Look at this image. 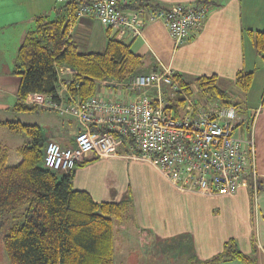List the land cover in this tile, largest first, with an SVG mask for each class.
<instances>
[{
    "label": "crops",
    "instance_id": "crops-1",
    "mask_svg": "<svg viewBox=\"0 0 264 264\" xmlns=\"http://www.w3.org/2000/svg\"><path fill=\"white\" fill-rule=\"evenodd\" d=\"M151 1L160 5L197 2ZM59 5L57 0H0V120H23L26 112L12 111L19 85V77L12 73L16 51L22 35L34 27V18H53ZM208 6L200 30L187 41L176 43L164 24L145 19L140 35L130 40L131 49L142 56L144 73L166 66L188 78L216 75L227 88L234 87L232 80L238 70L253 71L252 85L245 94L247 101L238 97L237 100L245 108V116L259 108L254 164L258 179L264 181V99L257 104L248 102L254 96L252 89H258L261 96L264 92V60L247 34V30L264 31V0H209ZM96 25L102 39L99 46L103 48L106 30L97 20H78L72 33L78 39L87 37ZM73 122L61 118L62 125L74 126ZM50 127L55 129V124ZM239 130L242 136L243 130L247 134L246 123ZM50 136L63 145L71 143L55 131ZM18 146L14 145V152ZM95 156L90 154L88 158ZM72 186L86 191L95 202L118 201L130 191V217L126 224H117L123 232L117 253L122 259L120 264L130 252L132 241L152 256L146 264H164V260L165 264H190L192 260H206L219 253L229 239L235 241L240 252L252 256V264H264V191L252 194L249 185L239 187L233 194L181 190L159 167L125 147L76 167ZM175 256L178 261L172 262ZM115 258L114 252V262ZM219 264L247 263L235 259Z\"/></svg>",
    "mask_w": 264,
    "mask_h": 264
},
{
    "label": "trees",
    "instance_id": "trees-1",
    "mask_svg": "<svg viewBox=\"0 0 264 264\" xmlns=\"http://www.w3.org/2000/svg\"><path fill=\"white\" fill-rule=\"evenodd\" d=\"M59 3L53 18L36 16L34 27L21 37L12 68V73L19 77L17 101L12 107L15 113L47 111L23 101L31 93L56 95L57 66L75 71L71 76L67 74L73 79L67 89L82 100L95 94L98 80L124 82L132 75L144 73L143 58L134 53L131 42L110 37L108 29L103 51H81L72 33L78 21L74 13L80 3ZM126 7L163 6L151 0H129ZM247 34L264 60V31L247 30ZM172 77L199 103L229 104L233 100L216 75L188 78L173 72ZM252 82L253 71L246 70H238L232 80L233 86L243 92L250 89ZM172 102L178 115L184 99L177 93ZM0 126L25 136L16 149L15 164L8 163L9 153L0 144V239L9 264H115L114 225L130 217V191L118 201L95 202L86 191L74 189L72 179L76 167L98 156L86 157L73 170L62 173L43 164L45 146L55 139L45 134L41 126L18 119L0 120ZM250 188L252 194L264 191V181L257 179L256 188ZM235 259L247 264L253 261L229 239L219 253L206 260H192L190 264H219Z\"/></svg>",
    "mask_w": 264,
    "mask_h": 264
},
{
    "label": "built area",
    "instance_id": "built-area-1",
    "mask_svg": "<svg viewBox=\"0 0 264 264\" xmlns=\"http://www.w3.org/2000/svg\"><path fill=\"white\" fill-rule=\"evenodd\" d=\"M79 2L77 20H97L109 36L125 42L140 35L145 19L159 21L181 44L198 32L209 10L206 4H170L157 8L129 9L121 0H57ZM57 73L56 95L31 93L24 104L55 111L76 122L71 143L50 140L45 146V167L68 173L90 154L105 157L119 147L141 156L159 167L181 190L204 194H233L243 185L256 188L255 147L252 127L259 108L247 116L238 101L229 104H201L188 96L173 79L172 69L155 67L126 81H97L95 94L86 100L70 93L67 85L75 72L61 65ZM162 86L171 91H162ZM183 99L178 115L172 99ZM246 123L248 137L240 126Z\"/></svg>",
    "mask_w": 264,
    "mask_h": 264
},
{
    "label": "rangeland",
    "instance_id": "rangeland-1",
    "mask_svg": "<svg viewBox=\"0 0 264 264\" xmlns=\"http://www.w3.org/2000/svg\"><path fill=\"white\" fill-rule=\"evenodd\" d=\"M100 40H102L100 37V27L96 25L95 27H93V29L89 33V36L81 37L77 41L79 43V49L81 51H103L102 49L104 47L101 48L99 46ZM139 73H142V72H139ZM168 90L171 91V89L169 87L162 86L163 92H168ZM228 91H229L231 98L234 99V97H235V99H234L235 101L237 100V97L241 101L242 100L247 101V99L245 97L246 92L240 91V90L236 89L235 87L228 88ZM251 92H252V94H254V96H252V97H250V99H248L249 103L257 104V103H260L264 99V92L262 93V96L260 95V92H258V89H252ZM193 97H194V95H193ZM201 104H203L202 101H201ZM23 114H24L22 116L23 120H21L22 122L38 124L39 126H41V128L43 129L45 134L51 135V132L55 131L56 133H60V135L63 139L71 142L73 133L76 129L75 125H77L75 121L73 122L74 126L73 125L72 126L62 125V123H61L62 117L60 115H58L55 111L39 110L36 112H26ZM259 114H260V111H259L256 119L254 120V124L252 127L254 145H255V139H256L255 127H256V122H258ZM52 124H55V129L50 127ZM243 137H248V133L246 134V132H244V130H243ZM23 140H25L24 135L16 134L12 131H9L7 128L0 126V144L2 146H4L9 153V160H8L9 164L14 163L15 158H17V154H16V152H14V149H15L14 145L15 144L21 145L23 143L21 141H23ZM127 222L128 221H125L124 224H126ZM117 224H119V223L116 222L114 225V252H115V257H116L115 258V264H120L122 259L119 260L120 256L118 257L117 253H118V250L120 248V244H121L120 239H121V236L123 235V232L121 230H118ZM7 227L8 226H5V230L7 229ZM147 252H148V250L146 249V253H144L142 250H140V248L137 247V244H135V242L132 241L130 252L126 253L125 256H123V263L122 264H142V263L146 264V263H150L152 256H150V254H147ZM168 257H170V255H168ZM167 261L170 263V258L167 259ZM176 261H178L177 256H175L174 261H172V262H176ZM162 263L165 264L166 263L165 260L162 261ZM0 264H9L8 259H7L6 254H5V251H4V248H3V245H2L1 239H0Z\"/></svg>",
    "mask_w": 264,
    "mask_h": 264
}]
</instances>
